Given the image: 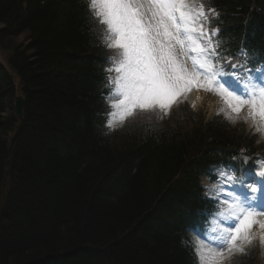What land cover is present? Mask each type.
Instances as JSON below:
<instances>
[{"label": "trees", "instance_id": "obj_1", "mask_svg": "<svg viewBox=\"0 0 264 264\" xmlns=\"http://www.w3.org/2000/svg\"><path fill=\"white\" fill-rule=\"evenodd\" d=\"M87 3L0 0V46L13 50L26 103L18 123L16 85L0 66V264H197L182 241L197 221L195 172L256 153L254 140L190 113L191 127H105L108 52ZM206 4L225 54L264 61V0Z\"/></svg>", "mask_w": 264, "mask_h": 264}, {"label": "snow or ice", "instance_id": "obj_2", "mask_svg": "<svg viewBox=\"0 0 264 264\" xmlns=\"http://www.w3.org/2000/svg\"><path fill=\"white\" fill-rule=\"evenodd\" d=\"M87 7L104 26L100 43L112 52L104 68L109 130L138 115L163 118L178 98L203 90L220 97L224 107L217 114L232 123L247 108L244 122L251 119L264 135V65L249 67L258 63L252 50L224 53L220 29L211 26L218 13L203 0H88ZM232 159L209 173L217 177L204 194L212 207L185 242L197 264H226L257 239L264 246V161L253 169L241 166L246 157Z\"/></svg>", "mask_w": 264, "mask_h": 264}, {"label": "rangeland", "instance_id": "obj_3", "mask_svg": "<svg viewBox=\"0 0 264 264\" xmlns=\"http://www.w3.org/2000/svg\"><path fill=\"white\" fill-rule=\"evenodd\" d=\"M0 28H1V26H0ZM15 43L17 45H21L23 47H27L28 36L27 35H23L21 38L17 39L15 41ZM15 43H13V45ZM8 54H9L8 51H4V50L0 49V59H2L3 61L7 62ZM195 92L198 95L202 96V105H201V107H198L195 110L203 113L205 117L213 118V115L217 114L219 112L220 108L224 107V104H223L222 100L217 95H215L213 93H209V92H204L203 90L195 91ZM179 99H181V98H179ZM247 111H248L247 108H245L240 113L239 117L237 118L238 122H240V121L244 122L243 117L247 114ZM233 115L235 116V114H233ZM246 125L249 126V128H253V124H252L251 119L246 123ZM253 130H254V128H253ZM256 133H258V132H256ZM258 134H260V133H258ZM260 136L262 138H264V135L260 134ZM5 189H7V186L5 187Z\"/></svg>", "mask_w": 264, "mask_h": 264}, {"label": "bare ground", "instance_id": "obj_4", "mask_svg": "<svg viewBox=\"0 0 264 264\" xmlns=\"http://www.w3.org/2000/svg\"><path fill=\"white\" fill-rule=\"evenodd\" d=\"M189 99H190V105L192 106L193 103L195 104L194 108H197L201 105L202 103V97H200V95H198L195 91L191 92L188 94ZM197 97H199V99H197ZM202 145L199 144L198 146H196L195 148H192V150H189L187 153V156L190 158L191 156L197 154V153H202ZM184 206H187L186 204H184ZM191 208V207H189ZM189 208H187L189 210ZM188 222V219H185ZM195 222V221H192ZM189 227V226H188Z\"/></svg>", "mask_w": 264, "mask_h": 264}]
</instances>
